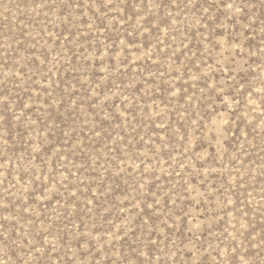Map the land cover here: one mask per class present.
Returning a JSON list of instances; mask_svg holds the SVG:
<instances>
[{"label": "rangeland", "instance_id": "rangeland-1", "mask_svg": "<svg viewBox=\"0 0 264 264\" xmlns=\"http://www.w3.org/2000/svg\"><path fill=\"white\" fill-rule=\"evenodd\" d=\"M0 264H264V0H0Z\"/></svg>", "mask_w": 264, "mask_h": 264}]
</instances>
